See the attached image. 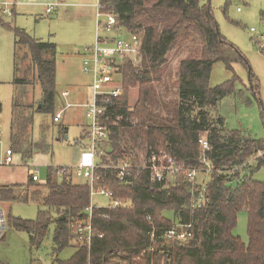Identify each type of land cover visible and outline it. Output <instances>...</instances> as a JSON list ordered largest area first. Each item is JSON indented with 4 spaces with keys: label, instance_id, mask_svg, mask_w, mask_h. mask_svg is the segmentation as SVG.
Masks as SVG:
<instances>
[{
    "label": "trees",
    "instance_id": "1",
    "mask_svg": "<svg viewBox=\"0 0 264 264\" xmlns=\"http://www.w3.org/2000/svg\"><path fill=\"white\" fill-rule=\"evenodd\" d=\"M100 2L102 12L116 15L118 26L141 39L143 53L141 68L126 63L120 70L123 95L104 100L110 137L103 146L107 154L103 162L109 156L133 162L124 144V133L130 132L146 144L148 156L166 151L187 167L210 168L211 179L205 185L184 176L160 182L151 180L147 170L134 167L121 181L115 169L100 167L96 189L112 191L122 204L116 208L95 206L93 236L90 243H82L76 226L89 220L90 184L75 183L71 167L49 166L45 184L30 178L25 186L0 185V201L35 200L46 207L36 220L10 216V227L27 233L31 247L38 248L54 226L55 252L71 245L76 248L73 257L61 264H264V182L248 175L264 166V139L229 129L222 117L217 121L220 129L212 128L205 111L217 108L235 93L234 81L210 86L214 64L223 62L228 68L236 62L249 65L238 48L221 35L210 0L207 4L202 0ZM0 24L14 33L12 82L21 88L12 100L11 147L28 160L35 151L45 153L50 147L46 137L49 127L41 126V139H34L35 115H50L56 123V44L35 39L8 23ZM178 45H190L191 55L180 63L179 102L170 108L158 99L151 82ZM250 82L251 90L259 96L252 73ZM37 86L40 98L34 95ZM136 86L138 99L130 107L128 90ZM24 89H30L31 94ZM157 107L166 109L168 117L157 113ZM196 108L200 112L193 116ZM66 130L60 133L65 136ZM204 134L207 150L200 144ZM253 158L255 165H250ZM242 211L248 215L247 243L234 235ZM176 224L191 225L187 241L165 237Z\"/></svg>",
    "mask_w": 264,
    "mask_h": 264
},
{
    "label": "rangeland",
    "instance_id": "2",
    "mask_svg": "<svg viewBox=\"0 0 264 264\" xmlns=\"http://www.w3.org/2000/svg\"><path fill=\"white\" fill-rule=\"evenodd\" d=\"M45 0H42L43 2ZM76 0H70V2ZM86 1V0H81ZM94 7V23L96 20L97 4L99 0H91ZM89 2V3H91ZM209 0H202L207 4ZM214 18L218 24L221 35L234 44L246 58L248 67L242 62L232 64L231 68L223 62H216L213 66L210 86L216 87L227 81H234L235 93L224 98L217 108L205 109L211 127H220L218 118L222 117L226 126L239 131L243 136L256 140L264 139V0H210ZM52 7V13L46 9ZM35 13L26 11L24 15L16 14L7 16L0 11V16L7 23L26 32L44 42L56 44V83L58 91L57 111L63 110L62 119L52 123L50 115L36 114L34 118V139L40 140L41 126L47 129V141L49 150L45 153L34 152L31 159L13 151V163H4L6 152L11 147V118L13 96L20 92L21 88L12 83L13 79V47L14 33L0 28V185L25 186L32 176L31 168L39 167V182L44 184L47 179V167H75L80 156L82 142L86 137L82 134L88 131L91 119L88 117L87 104L92 103L91 77L84 74L83 58L81 53L87 46L95 42L97 24L90 27L86 8L62 9L59 4H43L35 7ZM91 11V10H90ZM92 28V29H90ZM114 36L122 39H130V33L120 27ZM252 29L254 31H252ZM103 31H101L102 33ZM104 34V32H103ZM190 45H178L172 49L164 64L159 68V73L153 76L151 85L159 100L170 108L179 102L178 75L181 61L191 55ZM258 81L259 96H255L251 90L250 74ZM29 91L30 89H24ZM70 91L67 98L62 97L63 91ZM31 94V91H29ZM36 98H40L41 89L37 86L34 90ZM139 87H131L128 90V103L133 107L138 99ZM30 96V95H29ZM162 117H168L166 109L155 108ZM200 112L196 108L193 116ZM67 129V138L60 132ZM207 134L202 137L206 138ZM79 139V141H76ZM87 143V142H85ZM125 148L129 158L137 165L144 164L147 157L146 144L140 139H134L130 132L124 133ZM110 157V156H109ZM111 160L113 157H110ZM250 165H255L253 158ZM210 169L201 170L197 174L196 182L205 185L210 181ZM254 180L264 182V166L259 170L248 174ZM63 177L59 176L58 181ZM83 179L74 174L73 181L82 183ZM92 203L98 207H107L111 201L103 195L96 194ZM2 209L6 215V229L0 238V264H61L70 260L75 254L76 248L71 245L60 252H55L52 241L54 226H51L48 238L38 248L31 247L29 236L25 232H19L10 227V216L24 220H36L39 211L45 210L39 201H2ZM166 216L174 219L171 212ZM234 235L248 242V215L242 211L238 214ZM115 261V260H114Z\"/></svg>",
    "mask_w": 264,
    "mask_h": 264
},
{
    "label": "built area",
    "instance_id": "3",
    "mask_svg": "<svg viewBox=\"0 0 264 264\" xmlns=\"http://www.w3.org/2000/svg\"><path fill=\"white\" fill-rule=\"evenodd\" d=\"M4 9L3 14L12 16L10 3H2ZM52 7L47 8L50 13ZM97 36L96 41L92 46L86 47L82 54L84 74L91 77V91L93 100L92 103L86 105L88 108V117L91 119L87 134L88 146L84 150L76 166L73 168L76 177L82 178L89 182L91 187V204L89 206V220L84 224H77L76 235L79 242L90 243L93 236L92 227V211L97 205L92 203V198L96 194L105 196L111 201V204L103 208H116L122 202L115 198L114 193L108 189H96L95 182L99 179L96 175V170L100 167L113 168L117 171V175L121 181H125L131 170L142 168L149 172L151 180L171 182L178 176H184L190 181L197 178V174L202 172L198 168L187 167L184 163H178L174 157L170 156L166 151L152 153L147 155L144 164L134 165L133 162L127 160H111L108 157L107 162H103V157L106 152L103 146L108 143L110 131L106 124L107 106L104 100L108 97L118 98L124 93L122 84V72L120 71L124 64L129 63L133 68H141L143 63L142 42L137 35L130 34V39H122L114 36L121 30L118 26L116 15L102 12V4H97ZM101 31L103 32L101 33ZM252 31H254L252 29ZM264 42V37H263ZM64 97L68 93H63ZM63 110L57 112L54 121L60 122L62 119ZM202 149H209V144L206 138L200 139ZM4 163L11 165L13 163V151L8 149L6 152ZM210 171V170H209ZM30 174L34 182H39V167L31 168ZM98 207V206H97ZM6 229V215L1 206L0 201V238L3 236ZM191 225L176 224L173 228L165 232L167 239L187 241L192 233Z\"/></svg>",
    "mask_w": 264,
    "mask_h": 264
},
{
    "label": "crops",
    "instance_id": "4",
    "mask_svg": "<svg viewBox=\"0 0 264 264\" xmlns=\"http://www.w3.org/2000/svg\"><path fill=\"white\" fill-rule=\"evenodd\" d=\"M42 0H0V11L3 13V5L2 3L6 2V3H10L11 6H10V9L12 11V15H16V14H19L20 15H24V13H26V11H29V12H32V13H35L36 10L35 7L37 6H40V5H43L44 3L45 4H59V7L62 8V9H67L69 7H73V8H86V7H90V10L87 11L86 14H88V17H89V21L88 23H90V27H92V25H96L97 24V19L95 20V23H94V14H93V3L91 2V0H86V1H81V0H76L74 2H70V0H45L43 2H41ZM91 2V3H89ZM100 2V0H99ZM47 11V9H46ZM53 11L50 12V14L52 13ZM48 13V12H47ZM0 22H5L3 20V18L0 16ZM7 23V22H5ZM10 24V23H8ZM11 25V24H10ZM94 25V27H95ZM12 26V25H11ZM12 27H16V26H12ZM0 28H3V26L0 24ZM18 28V27H17ZM7 29V28H5ZM20 29H23V28H20ZM92 29V28H90ZM97 29V28H96ZM9 31H11L10 29H7ZM25 30V29H24ZM26 31V30H25ZM96 36H97V33H96ZM15 38V37H14ZM40 40V39H39ZM42 41V40H41ZM95 41H96V38H95ZM95 43V42H94ZM14 44H15V40H14ZM90 46V45H89ZM88 47V46H87ZM82 56V54H81ZM83 57V56H82ZM13 59H14V47H13ZM57 74V73H56ZM13 81V79H12ZM13 83V82H12ZM57 84V83H56ZM67 92L68 93V96L69 97L71 95L70 91L66 90V91H63V93ZM63 93H62V97L63 98H67V97H64L63 96ZM88 130H89V127H88ZM87 134H88V131L85 133L82 134V138L83 137H86V140L85 142H82V146H81V153L86 150L87 146H88V140H87ZM76 141H79V139H77ZM80 153V155H81ZM80 157V156H79ZM79 161V160H78ZM78 163V162H77ZM74 168V167H72ZM84 181V180H82ZM45 184V183H44Z\"/></svg>",
    "mask_w": 264,
    "mask_h": 264
},
{
    "label": "water",
    "instance_id": "5",
    "mask_svg": "<svg viewBox=\"0 0 264 264\" xmlns=\"http://www.w3.org/2000/svg\"><path fill=\"white\" fill-rule=\"evenodd\" d=\"M66 134H67V130H66ZM66 134H65V135H66ZM65 138H67V135L65 136Z\"/></svg>",
    "mask_w": 264,
    "mask_h": 264
}]
</instances>
